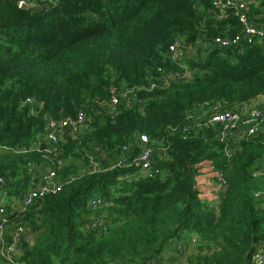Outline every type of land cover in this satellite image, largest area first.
<instances>
[{
	"label": "trees",
	"instance_id": "1",
	"mask_svg": "<svg viewBox=\"0 0 264 264\" xmlns=\"http://www.w3.org/2000/svg\"><path fill=\"white\" fill-rule=\"evenodd\" d=\"M215 1L54 0L36 8L0 0V144L31 147L50 116H87L81 134L73 139L66 131L61 142L67 164L59 172L69 179L62 190L9 215L30 227L22 264H146L171 242L185 244L192 264H253L264 247V133L238 139L228 155L198 110L207 102L240 109L264 96V42L240 52L213 45L214 37L241 31L231 9L218 17ZM248 6L250 20L264 24V0ZM176 40L186 50L180 64L169 58ZM185 65L194 72L175 76ZM135 87L146 88L115 112L99 105L112 88ZM28 99L34 111L23 104ZM144 133L160 175L125 178L137 171L130 166L78 172L75 161L88 162L97 147L109 162L131 144L132 162ZM13 152L0 150V175L9 198L23 199L30 164L44 151ZM203 168L216 184L226 176L219 206L202 197ZM102 212L105 227L86 228Z\"/></svg>",
	"mask_w": 264,
	"mask_h": 264
},
{
	"label": "built area",
	"instance_id": "2",
	"mask_svg": "<svg viewBox=\"0 0 264 264\" xmlns=\"http://www.w3.org/2000/svg\"><path fill=\"white\" fill-rule=\"evenodd\" d=\"M39 2L53 3L54 0H38ZM38 1L30 3V0H19V6H33L38 8ZM253 0H216L215 5L220 7L219 18L226 16V10L231 9L234 16L237 17L241 24V31L234 36H216L212 39L213 45L217 44L223 48H238L241 49L253 42H264V24L255 23L248 17V4ZM215 43V44H214ZM186 57V50L183 47L181 40H176L170 47L169 58L177 64L184 61ZM184 67V66H183ZM184 72H174L175 76L186 79L189 74L194 72V69L185 65ZM158 86H149L147 90H154ZM143 87L128 88L124 90H117L112 88L109 100H102L99 105L113 113L116 111L120 102L125 101L130 104L135 92ZM28 105L31 111H34V100L28 99L23 102ZM219 104L211 105L204 103L202 109L208 115L199 118L201 126L213 127L217 132V136L222 142L226 143V152L231 154L233 152V141L238 139H245L255 134L264 133V96L258 97L252 103L245 105L240 109H220ZM199 112V111H198ZM200 113V112H199ZM201 114V113H200ZM195 115V114H191ZM190 115V116H191ZM87 116L83 111H80L76 116H67L58 119L50 116L47 119L45 130L43 133L37 134L36 141L31 147H21L20 150L10 149L6 145L0 144V150H12L17 153L31 152L34 149L44 151V157L40 161H33L30 164V171L32 172V180L24 193L23 199H19L18 203L12 202L9 198L6 178L0 175V264H22L20 259V248L22 241L29 237L30 227L19 223L10 227L9 215L12 213L22 214L28 205L33 204L48 195L55 194L62 190L63 186L68 182L62 180L59 170L63 166V161L60 158L61 145L65 138V132H70L73 139L77 138L84 127H87ZM218 126V127H217ZM140 143L145 144L141 148V152L131 162L127 159L126 154L131 151V144L123 146V155L114 160L107 162L108 158L103 153L100 147L92 150L88 159V170L90 173L99 171H108L119 169L124 166L135 168L134 173L129 174L125 178H137L144 176L153 178L162 173V169L154 165V148L148 147L150 139L147 134L140 135ZM44 144V147H43ZM163 150L167 147L162 146ZM106 162V163H105ZM125 164V165H124ZM262 173L264 174V161L262 162ZM72 178H70L71 180ZM218 185L220 188H225L227 185L226 176L219 174ZM257 197L262 196L259 191L255 194ZM103 203L102 199L96 198L91 204L94 208L99 207ZM11 206V208L9 207ZM103 221L93 218L91 220V229L94 227L102 228ZM146 264H158L155 258L146 262ZM176 264H192L190 260H184ZM253 264H264V247L253 257Z\"/></svg>",
	"mask_w": 264,
	"mask_h": 264
},
{
	"label": "crops",
	"instance_id": "3",
	"mask_svg": "<svg viewBox=\"0 0 264 264\" xmlns=\"http://www.w3.org/2000/svg\"><path fill=\"white\" fill-rule=\"evenodd\" d=\"M259 97H262V96H259ZM198 111L201 113L202 116L206 114V112L202 108H199ZM202 116H199V118H201ZM213 128H215V126H213ZM236 143H237V140H234L233 145H236ZM234 148H236V147H234ZM213 175H214V172H212L211 169L203 168L201 170V173H200L199 178H198L199 179L198 183H199V186H200L202 191L208 190V188H209V187L207 188L208 182H209V185L211 184V181H212V185L216 184L214 182V180H212ZM217 185H215V186H217ZM219 193H220V195H218L216 198H214V197L212 198V196L210 198H207L204 196V198L207 201H209L212 205L219 206V204L221 203L222 198H223V194H222L223 190L220 191ZM189 255H190V252H189ZM187 259H188V252H187V249H186L185 244L183 242H179V243L178 242L177 243L171 242L163 250V252L161 254H158L155 257V260L157 261L158 264H176V263H180V262L187 260Z\"/></svg>",
	"mask_w": 264,
	"mask_h": 264
},
{
	"label": "rangeland",
	"instance_id": "4",
	"mask_svg": "<svg viewBox=\"0 0 264 264\" xmlns=\"http://www.w3.org/2000/svg\"><path fill=\"white\" fill-rule=\"evenodd\" d=\"M43 146H44V144H43ZM13 153H15V152H13ZM24 153H29V152H24ZM62 160H63V162L65 164H67V161L65 159H62ZM75 164L77 165L78 172H82L83 170L88 168V162L87 161L76 160ZM59 174L62 177V174L60 172H59ZM215 185H217V184L212 185V181H211L210 185H209V182H208L207 188L208 187L209 188H208V190L203 191L202 197L204 198V196H205L207 198H210L212 196V198L213 197L216 198L218 195H220L219 192L222 191V190L224 191L225 188H226V187L225 188H220L219 185H217V186H215ZM19 199L20 198L18 196H10V200L12 202H15V203H18ZM102 215H103V212L98 214L97 217L95 215V219H99V221H102ZM93 218L94 217L90 218V216H89V221L86 223V228L91 229V220H93ZM19 223L20 222L16 220L13 224H11L12 225L11 227H13V226H15V225H17Z\"/></svg>",
	"mask_w": 264,
	"mask_h": 264
},
{
	"label": "water",
	"instance_id": "5",
	"mask_svg": "<svg viewBox=\"0 0 264 264\" xmlns=\"http://www.w3.org/2000/svg\"><path fill=\"white\" fill-rule=\"evenodd\" d=\"M44 147V146H43Z\"/></svg>",
	"mask_w": 264,
	"mask_h": 264
}]
</instances>
